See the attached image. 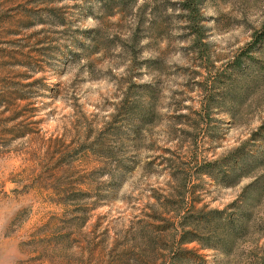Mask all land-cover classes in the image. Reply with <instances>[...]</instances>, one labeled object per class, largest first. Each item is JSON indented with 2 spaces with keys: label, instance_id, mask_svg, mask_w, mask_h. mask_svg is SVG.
<instances>
[{
  "label": "rangeland",
  "instance_id": "obj_1",
  "mask_svg": "<svg viewBox=\"0 0 264 264\" xmlns=\"http://www.w3.org/2000/svg\"><path fill=\"white\" fill-rule=\"evenodd\" d=\"M182 2L0 0V264H168L141 257L144 234L167 254L157 229L184 201L223 209L250 181L197 169L262 124L264 81L236 120L197 113L262 29L264 0H203L199 22ZM263 243L253 233L230 257L186 247L245 264Z\"/></svg>",
  "mask_w": 264,
  "mask_h": 264
},
{
  "label": "trees",
  "instance_id": "obj_2",
  "mask_svg": "<svg viewBox=\"0 0 264 264\" xmlns=\"http://www.w3.org/2000/svg\"><path fill=\"white\" fill-rule=\"evenodd\" d=\"M202 1L183 0L181 3L182 10L187 12L193 22L201 20ZM263 49L264 25L261 30L253 33L252 40L241 53L233 57L227 69L212 79L216 91L210 92L203 102V108L197 113L202 119L209 117L208 114L215 108L227 111L235 120L239 117L248 93L255 92L264 81V59L255 55ZM252 65L255 68H249ZM150 111L145 112L143 117H147ZM258 142L261 145L257 146ZM197 173L226 187L236 186L245 179L250 181L242 188L238 198L223 209L208 206L196 208L194 204L184 201V213L177 217L176 222L172 226L157 229L167 233L170 241L165 248L167 254L156 252L153 247L159 240L144 234L145 246L139 252L144 259L155 263L159 257H164L168 264H206L201 255L186 246L196 243L202 249L218 250L230 257L251 234L260 233L264 236V217H259L260 212L264 211V121L239 146L215 160L199 162ZM123 254L125 256L121 261L128 256L127 253ZM131 256L134 257V254ZM145 261L137 258L139 263ZM245 264H264V243L250 251Z\"/></svg>",
  "mask_w": 264,
  "mask_h": 264
}]
</instances>
